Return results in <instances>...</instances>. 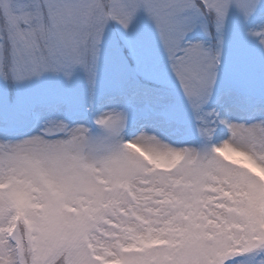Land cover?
Listing matches in <instances>:
<instances>
[{
  "label": "snow or ice",
  "instance_id": "snow-or-ice-1",
  "mask_svg": "<svg viewBox=\"0 0 264 264\" xmlns=\"http://www.w3.org/2000/svg\"><path fill=\"white\" fill-rule=\"evenodd\" d=\"M0 264H264V0H0Z\"/></svg>",
  "mask_w": 264,
  "mask_h": 264
}]
</instances>
